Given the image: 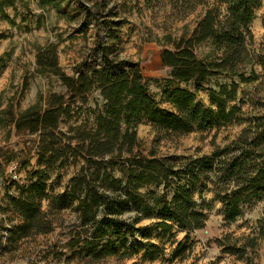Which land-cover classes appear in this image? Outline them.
I'll list each match as a JSON object with an SVG mask.
<instances>
[{
    "label": "trees",
    "instance_id": "16d2710c",
    "mask_svg": "<svg viewBox=\"0 0 264 264\" xmlns=\"http://www.w3.org/2000/svg\"><path fill=\"white\" fill-rule=\"evenodd\" d=\"M36 1L74 22L84 36L93 27L95 42L71 76L61 70L56 46L40 48L35 55L38 72L58 78L64 93L50 94L44 107L40 99L15 122L18 131L38 136V169L28 173L23 184L8 180L7 189L18 192L8 198L7 207L19 219L12 236L48 234L52 213L70 210L77 224L68 231L66 245L94 258L113 252L119 243L124 246L127 237L148 240L153 232L172 237L175 228L188 234L202 229L207 206L197 203L194 193L212 192L227 224L241 217L245 208L264 201V112L249 118L230 144L183 161L144 154L135 133L142 123L157 133L188 134L244 121L234 103L238 84L259 79L264 83V62L247 49L252 41L249 27L262 0H178L207 6L190 37L165 38L172 49L162 48L159 60L177 87L163 90L159 102L145 85L140 63L122 56L120 30L125 20L111 0ZM5 7H14V0H0L3 17ZM203 44L209 50L198 58L194 48ZM256 64L262 74L255 73ZM219 76L236 77L238 83L211 90V103L204 106L195 93ZM62 124L68 126L69 137ZM70 160H81L80 169L62 194H51L50 172L63 169ZM42 201L48 202L46 211ZM128 212L133 215L123 218ZM144 219L154 220L151 228L137 226ZM146 246L141 257L145 260L155 261L163 253L157 245ZM177 247L184 252L180 243Z\"/></svg>",
    "mask_w": 264,
    "mask_h": 264
},
{
    "label": "rangeland",
    "instance_id": "374dc122",
    "mask_svg": "<svg viewBox=\"0 0 264 264\" xmlns=\"http://www.w3.org/2000/svg\"><path fill=\"white\" fill-rule=\"evenodd\" d=\"M111 5L118 17L125 20L120 30L122 56L140 63L145 85L159 102L163 90L177 87L170 81L169 69L159 60L162 48L172 49L165 38L177 41L190 37L207 5L183 4L178 0H111ZM4 14L6 17L0 14V264H264V201L245 208L241 217L227 224L220 202L212 201L213 194L207 190L194 193L197 203L207 206L208 219L202 229L188 234L175 228L172 237L153 232L148 240L138 235L127 237L124 246L119 243L113 252H102L94 258L84 257L80 248L67 247L68 231L77 224L70 210L52 213V231L48 234L20 239L12 236V226L19 219L7 207L8 198L17 196L18 192L15 187L7 189L8 180L23 184L27 174L38 169V136L18 131L15 122L40 99L44 107L50 94L64 93L58 78L38 72L35 55L40 48L56 46L59 66L71 76L76 64L89 54L95 32L90 27L84 36L74 22H67L51 8H41L36 0H14V7H5ZM249 28L252 34L247 47L249 54L264 62V0L255 10ZM208 50L207 44L195 46L194 54L201 58ZM253 69L257 75L262 74L263 68L258 64ZM249 74L247 70L246 76ZM232 81L238 83L236 77L211 78L203 91L195 93L196 99L209 106L210 91ZM235 98L234 103L244 113L243 122L188 134L157 133L149 124L142 123L135 128L141 151L183 161L230 144L246 127L249 118L264 112L263 81L238 84ZM60 127L67 133V125ZM81 165V160H70L63 169L51 171L47 182L52 189L50 193L62 194ZM47 208L48 202L42 201L41 209ZM132 215L128 212L123 218ZM153 222V219H144L137 226L151 228ZM178 243L183 253H179ZM146 244L160 247L162 255L155 261L141 258L149 249ZM175 253L179 254L176 258Z\"/></svg>",
    "mask_w": 264,
    "mask_h": 264
}]
</instances>
